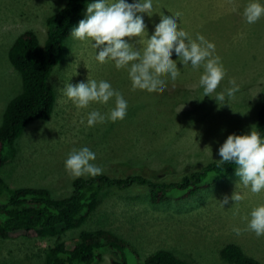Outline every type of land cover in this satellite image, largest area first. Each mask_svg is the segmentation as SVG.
<instances>
[{
    "label": "rangeland",
    "instance_id": "374dc122",
    "mask_svg": "<svg viewBox=\"0 0 264 264\" xmlns=\"http://www.w3.org/2000/svg\"><path fill=\"white\" fill-rule=\"evenodd\" d=\"M165 1L168 4L165 15L180 13L177 18L180 28L195 39L198 24L201 35L215 44V55L221 58L226 69L216 92H226L232 87L229 83L232 79L239 91L222 106L214 98L203 97L199 86L203 69L194 70L190 64L183 67L173 52L171 58L177 61L181 74L175 81L168 79L166 91L162 94L133 92L125 70L118 71L113 62L99 64L91 43L69 36L48 79L56 97L51 118L29 124L12 147L15 156L0 168V178L10 188H45L54 199L69 196L73 178L65 170V160L73 149L83 147L95 153L92 163L102 168V174L119 176L117 170L127 168V172L150 173L159 180L175 181L210 161L221 159L218 150L228 135L251 132L257 111L264 104L261 85L264 83V17L254 24L246 23L243 17L246 0ZM65 2L0 0V124L6 105L22 91L21 78L8 62L11 44L29 30L36 34L42 46L46 38V17ZM94 2L87 0L81 20L86 18L87 6ZM133 2L126 0V3ZM152 2L151 17L138 13L150 31L146 30L139 38H125L135 48H143L163 15L157 0ZM259 2L264 4V0ZM88 78L105 80L123 95L128 103L123 120L87 127L91 111L107 114L114 107V99L107 105L92 103L86 109H77L67 100L63 95L65 84L86 83ZM174 95L179 97L177 102L166 101ZM10 154L9 148L3 152L6 158ZM235 171L212 183L214 173H210L203 189L195 196L164 203H151L144 186L123 190L106 188L88 221L79 229L64 233L62 238L72 248L79 231L104 229L129 241L141 258L164 249L195 264H223L219 249L235 243L247 256L264 264V236L257 237L247 230L250 212L264 204V191L251 193L239 183ZM235 191L244 199L238 204L229 199L222 206L223 198L231 197ZM5 197L4 192L0 203ZM234 227L242 230L240 235L233 232ZM54 242V238L22 236L0 239V264H42L45 250ZM124 258L128 264L140 263L129 253ZM111 259V253H104L99 264H110Z\"/></svg>",
    "mask_w": 264,
    "mask_h": 264
},
{
    "label": "trees",
    "instance_id": "16d2710c",
    "mask_svg": "<svg viewBox=\"0 0 264 264\" xmlns=\"http://www.w3.org/2000/svg\"><path fill=\"white\" fill-rule=\"evenodd\" d=\"M86 3L87 0H66L60 9L47 16L46 38L42 46L36 34L29 30L22 32L11 44L8 62L21 78L22 91L8 102L2 115L0 168L15 156L12 147L29 124L35 121L46 122L51 118L56 97L48 79L60 60L64 41L81 20ZM247 3L249 0H246L245 5ZM196 29L201 35L198 24ZM171 100L177 102L179 97L174 95L166 98L167 102ZM204 127H208L207 124ZM254 130L264 139V104L257 111ZM6 148L11 150L8 158L3 156ZM217 161H210L200 169L170 182L159 180L158 176L150 173L127 172V168H119V176L104 172L95 178H76L71 182V194L63 199H54L45 188H10L0 178V197L6 193L4 202L0 203V239L19 236L30 239L54 238V244L44 252L42 264H99L104 253L112 254L110 264H128L124 258L125 253L131 254L139 264H195L164 249L141 258L137 248L129 241L104 229L79 231L78 240L72 248L66 246L62 235L79 229L88 221L99 206L100 194L106 188L123 190L144 186L153 204L179 201L198 194L208 174L214 173L212 183L236 169L232 163L217 167ZM218 255L223 264H261L247 256L235 243L222 246Z\"/></svg>",
    "mask_w": 264,
    "mask_h": 264
},
{
    "label": "clouds",
    "instance_id": "9594fccd",
    "mask_svg": "<svg viewBox=\"0 0 264 264\" xmlns=\"http://www.w3.org/2000/svg\"><path fill=\"white\" fill-rule=\"evenodd\" d=\"M138 13L151 17L152 0H135L133 3H126V0H96L87 6L86 18L80 20L69 35L74 40L91 43L96 50L94 58L99 64L113 62L118 71L125 70L133 92L140 90L162 94L168 79L175 81L181 74L177 61L171 58L173 52L183 67L190 64L194 70L203 69L199 78L203 97L214 98L222 106L226 99L239 91V86L232 79L229 81L232 87L226 92H216L226 76V69L221 58L215 55V44L199 33L193 39L180 28L177 23L180 13L175 16L160 15V22L155 25L153 34L147 38L143 48H135L125 38H139L146 33L143 16ZM243 17L248 24L258 22L264 17V4L259 0H249L244 7ZM63 95L77 109H86L92 103L107 105L114 99V107L107 114L95 110L88 114L87 127H94L97 123H115L127 115V101L105 80L88 78L86 83H67ZM218 154L221 159L217 161V167L225 163L234 164L235 175L240 178L239 183L244 188L253 194L264 191V139L254 130V126L249 134L228 135ZM95 159V153L87 147L73 149L65 160V170L73 179L95 178L103 173L101 167L92 163ZM229 199L238 204L244 196L235 191L231 197L225 196L221 205L228 204ZM247 230L257 237L264 236V204L250 212ZM241 231L240 228H233L236 235H240Z\"/></svg>",
    "mask_w": 264,
    "mask_h": 264
},
{
    "label": "crops",
    "instance_id": "0c3cea01",
    "mask_svg": "<svg viewBox=\"0 0 264 264\" xmlns=\"http://www.w3.org/2000/svg\"><path fill=\"white\" fill-rule=\"evenodd\" d=\"M157 2H158V6L164 10L163 15H165V13H166L165 9L167 8L168 4L166 3L165 0H157ZM146 30L150 31L148 29H146ZM261 85L264 87V83H261Z\"/></svg>",
    "mask_w": 264,
    "mask_h": 264
}]
</instances>
